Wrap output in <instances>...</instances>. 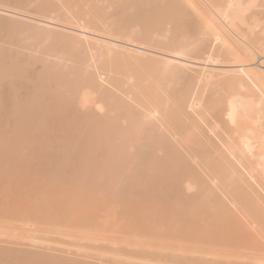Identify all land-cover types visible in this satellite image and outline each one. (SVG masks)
Listing matches in <instances>:
<instances>
[{
  "label": "bare ground",
  "instance_id": "bare-ground-1",
  "mask_svg": "<svg viewBox=\"0 0 264 264\" xmlns=\"http://www.w3.org/2000/svg\"><path fill=\"white\" fill-rule=\"evenodd\" d=\"M0 1L34 4L36 11L45 21L67 23L77 31L73 34L74 37L68 34L55 38L57 35H54L60 46L58 48L59 44H55L57 48L55 45L53 48H56V52L63 53L64 56H61L60 60L64 58L65 63L46 59L51 63L42 60L41 65L30 67L28 62L13 60L10 51L6 53L7 49L4 50L0 46V157H17V150L24 147L27 150L30 146V153L49 159L52 167L47 173L44 172V180L37 183L44 181V184L50 185L54 190L59 186L55 190L59 194L53 195V189L50 191L48 185L41 183L43 189H49V194H45L46 190L43 189L41 192L45 194L43 195L46 199L53 196L57 208L61 205L58 200L62 199L64 204L63 197H72L73 201H79L73 197L77 195L81 200L83 194L81 197L78 194L82 189L84 196L85 192L91 194L93 190L94 195L98 191L95 194L98 203V197H101V200L109 199L111 203L113 200L119 201V205L117 202V205H111L115 209L119 206V215L117 209H114L117 214V217H114V214V219H123L120 229L124 230H118L122 233L120 236L123 237L125 230L127 233V230H130L134 236L149 237H146V240L153 239V243L150 239L151 245L147 242L152 247L151 249L149 246L148 249L152 251H147L148 245L138 243L140 237L137 239L135 236L137 242L134 244L141 245L134 246L141 247L143 257H151L148 260L152 259L159 264H243L234 261L228 251V244L232 240H252L253 237L245 229L249 223L247 215L261 214L264 211V201L260 198L264 191V40L261 38L263 34L258 35L261 31L256 29V33L254 30V25L264 17V0H259L258 6L261 8L257 16L260 17L255 18L253 15L255 19L248 28L250 32L246 31L251 33V38H248L249 45L248 41L245 43L247 48L244 47V51L247 49L249 61L255 62L248 64L247 61V64L237 65L234 61L233 65L227 63L230 65L226 66L225 62L229 57L233 60L232 58L239 54V58H236L238 63L244 56H240L241 48L234 57V52L226 50L227 56L229 52L232 54L229 57L224 55L228 60L220 56L227 48L226 44L228 48L230 45L226 41V35L218 34L220 29L215 31L216 37L212 44H209L207 39L200 43L199 40L191 38L193 31H197L199 35L196 30L199 18L206 17L200 7L203 0ZM211 1L205 0L204 3L212 4ZM241 1L238 0L236 5V1L232 0L226 11L220 7L217 10L233 19L239 16L244 8ZM41 30H34L28 36L32 35L31 39L45 37V31ZM13 31L11 29L10 32ZM185 31H189L188 37ZM14 32L8 33V36L12 35L13 38V35H16L18 38L19 34ZM42 32L44 35H41ZM84 32L101 33L104 38L112 40L119 38L123 43L95 40V37L92 38ZM230 32L232 34V31ZM169 33L171 34L168 36ZM220 35L226 38L224 40L227 43ZM80 36H84L86 42ZM89 39H93L92 42ZM240 41L237 38V42ZM128 43L145 48L147 45L153 46L167 52L157 51L163 54V58H135L128 53L130 48L125 46ZM223 45L225 47H222ZM231 45L230 47L233 46ZM211 50L213 60L226 68L217 67L213 72L201 68L194 69V60L200 58V54H207ZM236 67H241V70L234 71ZM188 69H193L195 74L189 75ZM97 70L107 75V81L112 88L102 84V74H97ZM158 71L160 74H157ZM211 77H214L211 90L202 89L201 83L207 82ZM85 87L96 92L97 96L83 92ZM243 87L246 89L241 91ZM98 103L102 104L104 112L97 110L98 113L95 110ZM117 179L118 189L113 185V181ZM24 182L20 183L21 189L24 187L22 185H28ZM93 182L103 185L98 188V183L94 184L95 188L92 186ZM51 184H54V187ZM25 189H28V186ZM23 191H20V194L23 193L20 197H27L32 193V198L34 195L30 190L25 196L26 190ZM11 194L7 193L9 198ZM37 194L41 195L40 192ZM7 195L3 199H6ZM16 195L11 198L17 201ZM88 196V199H85L89 200ZM92 197L90 196V202L86 200L89 207L94 199H91ZM106 200L101 203L105 204ZM26 202L32 207L36 204L37 207V203ZM92 202L94 206L88 209L91 214L93 213L90 211H94L95 204H98L94 200ZM51 203L54 208V202ZM81 204H84V208ZM81 204L78 205L85 211L86 203ZM61 206L62 209L63 205ZM97 206L94 213L102 209ZM13 208L17 207H11L12 211L9 210L10 207L6 209L14 213L16 210ZM27 208H23L24 211L20 208V212L17 211L15 215L26 213ZM57 208V213L54 211L56 214L59 213ZM71 208H68L69 212L74 211ZM104 208L103 206L102 211H107L108 207ZM61 209L60 211H66ZM81 210L76 214L71 212V215L75 217L79 212L77 218L80 216V220L88 212L83 211L85 215H82ZM111 211L108 214L110 217ZM100 212L93 215L97 220L90 214L86 217L89 216L90 221L97 223L99 217L106 218ZM71 215L67 216L68 220L73 219ZM58 216L60 217L59 214ZM84 219L86 226H89V223L94 226L92 222H86L88 218ZM116 220L113 222H117ZM111 223L109 225L112 227L109 229H114L117 224L113 226ZM116 229L118 228L114 231ZM122 240L124 243L129 242ZM169 240L171 242H168ZM215 244L224 247L223 253L216 251L213 247ZM127 246L125 244L124 247ZM124 247L119 251L124 252L127 249L129 253L125 254H130L131 248L128 250L129 247ZM143 249H146V252ZM132 250L131 254L135 252L136 256V250ZM139 254L138 252L137 256L141 257ZM1 260H5L2 264H22L26 261L27 264L100 263L3 245H0V262Z\"/></svg>",
  "mask_w": 264,
  "mask_h": 264
},
{
  "label": "rangeland",
  "instance_id": "rangeland-1",
  "mask_svg": "<svg viewBox=\"0 0 264 264\" xmlns=\"http://www.w3.org/2000/svg\"><path fill=\"white\" fill-rule=\"evenodd\" d=\"M203 1L205 2V0H203ZM203 1L201 0V2H203ZM233 1H236L235 4L236 3L238 4L240 2V1L238 2V0H233ZM204 2L200 4V7L205 12L206 17L205 18L204 17L199 18V24H198V26H196L197 27L196 30H198L199 35H197V31H193L191 38L195 41L199 40L200 43L204 42V40L207 39L209 44H212L215 40V37H216L215 31L218 32V30L220 29L219 30L220 32L218 34H222L223 36L226 35L225 37L227 38V40H226L225 37L220 35L223 38L222 40L228 41L229 42L228 44L233 45V46L231 45L232 47L235 46L234 49L232 47H230V45L228 48V46L226 44L227 48L225 50L222 49V51L224 50L223 52L225 54L222 51H220L223 53V55H220V56L221 57L223 56L222 58H225L228 60L227 57L232 55V54H230L231 52L235 53V51H236V53L235 54L233 53V55H232L234 57V55L239 53L241 51V49H242V52H240V56L241 57L244 56L243 57L244 59L240 58L238 63H237L238 59H236V58H239L238 57L239 54H237L238 55L237 57L235 56L236 58H232L233 60H231L229 57L228 61H231L232 63L227 61V62H225L226 63L225 66L230 65V64L233 65L235 63L234 61H236L235 64H237V65L251 63L252 60L249 61L250 57H249V53L247 52L248 50L246 49L247 51L246 50H245L246 52L244 51V47H245L244 45L247 41H248V45L250 44L249 39L251 38L250 37L251 33H247V32H250V30H248L249 26L251 25L250 23L252 22V20L254 21L255 18L260 17V16H257V15H259V12H260L259 8H261L258 6V5H260L259 0H242L241 2L244 4V8L239 13V16H236L234 18L232 17L233 19H231V17H229V18L226 17L225 16V15H227L226 13L223 14V12L221 13L220 11H218L219 7L221 8V10L226 11L229 8L232 0H212L211 1L212 4H208V3H204ZM217 8H218V10H217ZM255 12H257V13H255ZM253 15L256 17L254 18ZM230 20L232 21V23ZM214 25L217 27H215ZM254 26H256L254 30L257 29L258 32L261 31L258 33L256 30V33H258V35L263 34L261 36L262 41H263L264 40V38H263L264 37V31L262 32V30H264V17L262 16V19ZM11 29H12V31L13 30L16 31V34L17 33L19 34V35H17V36H19L18 38H16V35L15 36L13 35V38H12V35H10L11 37L8 36L9 35L8 33H11V34L15 33L14 31L10 32ZM40 29H42L41 31H45V37L46 36H51V37L45 38L44 36H42V38H43L42 39L39 36V39L36 37V39H37L36 40V39H34L35 37L31 39V37H33L32 35L30 37L28 36V35L32 34L34 32V30L40 31ZM7 30H9V31H7ZM234 30L237 32L236 34H235ZM1 31H2V33H1ZM75 31L76 30H74L73 26L71 27L67 23H63V22L61 23V22L50 21V20L45 21L44 17L36 11L34 4H20V3H13V2L9 3V2H1L0 1V46L3 47L4 50L7 49L6 53L10 51L13 60L28 62V65L30 67H33V65L39 66L42 63V60L44 62V61H46V59H48L50 61L54 60L53 62L59 61L60 57L61 56L63 57L64 55H62L63 53L62 54L59 53V51L58 52L55 51L57 48V46L55 44H59L58 43L59 41H56L57 39H54V35H57L55 38H57L58 36H61V35L67 36L68 34H70L69 36L71 37V36H73V34H75ZM230 31H232V34ZM244 32L248 35H245ZM46 33H47V35H46ZM48 33L49 34L52 33V34L48 35ZM76 33H77V31H76ZM84 33H86V34L88 33L87 35L91 36L92 38L95 37L94 38L95 40H99V41L103 40V39L107 40V41L110 40V41H112L113 44H115V42H116V44H122L123 43V41H120L119 38L114 39V40L109 39V38H104V34H101V33H92V34L89 32H84ZM170 34L171 33H169L168 36ZM227 34L231 35L232 38L229 35H228L229 36L228 37ZM41 35H44V33L42 32ZM185 35L188 37L190 35L189 31H185ZM242 36H244L245 38ZM8 37H10V38H8ZM80 37L84 42H86L84 36H80ZM221 37H220V39H221ZM228 38H229V40H228ZM237 38L239 39V41L242 39L240 41L241 43L237 42ZM89 40H91V39H89ZM92 40L90 42H92ZM230 40L232 41V43ZM55 41H56V43H55ZM233 41H236V42H233ZM93 42H95V41H93ZM221 43H223V42H221ZM235 44H237V45H235ZM54 45L56 46L55 50L53 48ZM224 45L222 47H225ZM238 45H239V47H237ZM59 46H60V44L58 45V48H59ZM125 46L130 48L128 50V53L130 55H133L135 58H140V59L147 58V56H155L158 58H163V54H161L160 52H157V51H166L165 49H157L153 46H148V45L146 46L147 48H145V47H141V46L134 44V43H128V44H125ZM253 47H254V45H253ZM245 48H247V47H245ZM228 49H230L231 52H229V55L227 56L228 52H225V51ZM231 49H233V50H231ZM57 50H59V49H57ZM254 50L257 51V49H255V47H254ZM220 52H219V54H221ZM244 52L247 55L246 54L243 55ZM241 53H242V55H241ZM257 53H256V55H257ZM224 55L227 57H224ZM246 56H247V58H246ZM198 57H200V58L194 60L195 61L193 63L194 69L195 68H201L203 70H207L208 72H213V70H216L217 67H225V66L219 65V63H217L213 60L214 55H213L212 50L209 51V53H207V54H202V55L200 54ZM63 59L64 58H62L60 61H63L65 63V60H63ZM46 62H48V61H46ZM66 62L71 63L70 61H66ZM252 62H255V61H252ZM48 63H51V62H48ZM227 63H230V64H227ZM223 64L224 63H222V65ZM91 68H93V67H91ZM240 68L241 67H236V68H234V71H239V70H241ZM188 70H189L188 71L189 75L195 74V71L193 69H188ZM97 71H96L97 74H102L100 76V81H102V84H105L106 87L108 86L107 88H112L111 87L112 85H110L107 81V75L102 73L101 71H98L99 73ZM157 74H160V72L158 71ZM105 82H107V84ZM213 82H214V77H211L210 80H208L207 82L201 83L202 89H205L206 91H210L211 88L213 87ZM245 89L246 88L243 87V88H241V91L242 90L244 91ZM82 91L85 93H90V94H92V96H97V93L93 92L89 88L85 87ZM89 103L90 102H88V104ZM90 104H92V103H90ZM101 106H102V104L98 103L95 107V110L96 111L98 110L99 112H104V109L102 110ZM0 108H1V105H0ZM25 148L26 147H24V149L21 148V149L17 150L18 151L16 153L17 157H14L11 159L0 157V183H1L0 187L2 188V189H0V198H2L0 200V204H1L0 207L2 206V208H3V210H0V245L8 246V247H15V248H19V249H23V250H29V251L44 252V253H48V254L50 253L53 256L71 258V259H76V260L88 259L91 262L95 261V263L98 261V262H100L99 264H101V263L103 264V262H104V264L105 263L106 264H109V263L110 264H112V263H114V264H146L147 263V264H149L151 261L154 264L157 263L156 261L154 262L152 259L148 260L151 257L148 258L147 257L148 255H146V254H145L146 256L143 257V255H142L143 252L140 249L141 247L139 248L141 243L143 246H146L149 243L151 245L153 243V241H152L153 239L150 238L152 241V243H151L150 239H147L149 241H147L145 239L147 236L146 237L139 236L140 239L143 237L141 239L142 240L141 241L140 239H138L139 237L137 235H135V236H137L136 237L138 239L137 240L135 238L134 234L130 230H127V231H129V233L131 232L132 235L127 233L125 230L124 231L125 233L123 232V237L120 236V235H122V233L120 232L121 233L120 234L119 231L124 230V229H120V226L122 227L121 223H123V219L118 218V219H120V221H117L116 220L117 218L114 219V217H117V214L119 215V212H118L119 206H117V208H116L117 210H116L115 207L113 208V205H111V204H114V206H115V205H117L116 202L118 203L119 201L115 202V200H113L114 202L111 203L112 201H110L109 199L106 200V199L102 198L103 200H101V197H98V198H100V199H98V201H100L99 202L100 204H103L101 202L102 201L105 202V200H106V203L101 206V205H98L99 203L95 200L97 198V196L95 194L98 191L95 192L94 195L96 197L94 198V195L92 194L93 190H91L92 191L91 194L87 193V194H89V196L84 191L85 192V196H84L83 189H82V192L80 194H78V195H80V197L83 194V196L81 197V200H80V198L77 197V195L76 196L72 195L73 197L78 199L80 201V203H79V201H76V200L73 201L74 198L71 197L72 198L71 199L66 194H65V196L69 197L72 201L69 198L66 199L65 197H63V199H65V202L63 201L64 204H62V199L60 201L58 200V203L61 202L60 204L63 205L62 209L60 208V207H62L61 205L58 208H57V206H55V204L57 202L54 201L53 196L50 197L49 199H46V197L44 195L49 194V189H51L50 191H52V189H53V191L55 192V193L53 192L54 193L53 195L59 194V192L56 193L57 191H55L59 186L56 187V185H55L56 189L54 190V188H50V185L47 184L49 189L46 187H45V189H43L44 186H47L46 184H44V181H41V183L43 182L42 184L44 186H42V184L40 183L42 187L39 186L40 185L39 183H37L39 180H44V179H42V177L45 176V174L47 173V170H50L52 165L49 162V159L37 157L36 155L30 153L31 152L30 146L27 147V150ZM28 148L30 150H28ZM247 155L251 156L250 153H247ZM44 172H46V173H44ZM19 180H21V182ZM27 180H29V181L24 182ZM117 180H118V182H116ZM117 180L113 181L114 184L110 181L114 186L116 185V189H118V187H119L118 186L119 185V179H117ZM18 182H20V183L24 182V183L28 184L27 185L28 189H30L32 192H34V195H33L34 199H32L33 196H32V198L30 196V195H32V193L30 195L28 194L27 197H20L19 196V195L23 194V193L20 194V191H23V189H24L23 192H25V190H26L25 196L27 195V193H30V190H29V192H27L28 189H25V188H27V186L24 183H23L24 185H22V184L21 185L24 186L25 188L23 187L21 189L20 183H18ZM30 183L32 184V186ZM45 183H47V182H45ZM263 183H264V181H263ZM8 184L10 185V187ZM94 184H97L96 186H98V188H99V186H100L99 182H95V183L93 182L92 186ZM13 185L15 186V188ZM18 185L20 188L18 187ZM29 185L31 187H29ZM36 185H37V187H35ZM102 185L103 184H101V186ZM113 185H111L112 188L114 187ZM12 186L14 188V191H13ZM51 186L54 187V184H51ZM96 186H95V188H96ZM17 188H19V190ZM38 188H39V190L41 188V190L37 191ZM60 188H61V185H60ZM60 188H59V190H60ZM65 188H66V186H65ZM7 189H8V191H6ZM33 189H35V191ZM42 189L44 191L46 190V192H48V193H46V192H45V194L42 193L41 192ZM15 190H16V192H15ZM3 191H4V195H3ZM18 191H19V193H17ZM6 192L9 194L12 193L11 197H13V196L15 197V195L17 193L18 194V196L16 195L17 201L14 200L15 198H11V197L9 198L10 195H7ZM36 192L37 193L40 192L41 195L39 196V194H37ZM13 193H15V195ZM50 193L52 194V192H50ZM261 194L262 195H260V198L264 201V191ZM5 195H7L8 198L6 196V199H3ZM29 196H30V198H29ZM87 196L89 197V200H87L88 199ZM90 196H93L91 199L94 198L93 200L96 203H98L97 204L98 206L95 204V208H96V206L97 207L101 206L103 209V206H104L105 207L104 209H106L108 207L107 211H104V210L102 211V209H101L100 210L101 212L98 210L97 213H94V211H95V208H94V211H90L93 214L89 213L88 209H91V206L92 207L94 206V202H92L93 200L90 203L91 206L90 207L88 206L89 202H90ZM38 197H44V198H38ZM20 198H24V199H20ZM25 198H27V199L25 200ZM85 198H87V199H85ZM7 199H9V200H7ZM10 199H13V200H10ZM43 199H44V202H43ZM51 199H53V201H49ZM82 199H85V200L82 201ZM19 200H23V202L19 201ZM45 200H46V202H45ZM68 200H70V201H68ZM86 200L89 202L87 203ZM26 201L31 202V204L37 203V207H36V204H34L33 207L30 206V204ZM33 201H35V202H33ZM108 201L110 203H108ZM51 202H54V208L52 206L53 203H51ZM82 202L86 203L87 208H85V211L83 210L84 204H81ZM38 203H39V205H38ZM10 204H12V206ZM21 204H23V205H21ZM67 204L69 205V207ZM78 204L79 205L81 204L80 206L83 207L82 210ZM3 205H5L6 208L10 207L9 210H11V211H12L11 207L15 206L17 208L16 209L13 208L16 211L14 213H11V211L9 212L8 209H6V208L4 209ZM19 205H20V208H22V210H23V208H27V206H30V208L28 207L29 209L27 208L28 211H27V209L25 210V212L27 214L26 213L22 214V212H21V214L18 213V215H15L17 213V211L20 212V210H19L20 208L18 209ZM24 205H26V206H24ZM64 205H66L68 208H71L72 206H74V207L78 206L77 211H79V209H80L82 211V213H81L82 215L84 213H86L88 210V212L86 213L87 215L90 214L93 216L94 214H98V212H100V214L101 213L104 214L106 218H104V216H103L104 219H102L101 217H99L100 218L99 219L96 216V218H98L101 221V222H98L99 220L97 221L98 225L96 222L90 221V217L89 216L86 217L87 215H85V214H84L85 217H82V215H81V217L83 219L80 218V220H79L80 216L78 218H77V216H78V213L80 211L77 213V216L74 217L72 215L76 214V212H77V211L75 212L76 207L75 208L72 207L73 210L74 209L75 210L73 212L72 211L69 212L68 210H70V209H68ZM70 205H72V206L70 207ZM105 205H107V206H105ZM108 205L110 206V208ZM118 205H119V203H118ZM49 206L50 207L52 206V207L50 208ZM2 208H0V209H2ZM56 208L59 212L58 214L60 215V217L58 216V214H56L57 213L55 211ZM59 208L61 210L66 209V211L64 210V212L66 213L68 211L70 214H68V212H67L66 216L63 217L65 215V213L63 211H60ZM108 209L110 211L112 210L111 211L112 217H110V215H108L110 212ZM114 209L118 212L117 214H115L116 211ZM29 210H31V211L29 212ZM51 210H53V212L55 211L56 213L55 212L53 213ZM83 211H84V213H83ZM113 211H114V213H113ZM48 212H50V213H48ZM60 212H62V213H60ZM8 213H9V215H8ZM51 213H53L54 215L56 214V215L55 216L53 214L51 215ZM114 214H115V216H114ZM69 215H71V217H73V219L71 218L68 220L69 217H67V216H69ZM100 216H102V215H100ZM247 216H248L247 220L249 223H247L245 229L253 237L252 240L247 241V242H239L237 240H232L231 243L228 244V251L230 252L234 261H236V263L264 264V211L261 214L249 213V215H247ZM94 217L95 216H93V218ZM74 218H77V219H74ZM84 218H86V219L88 218V220H86V222L90 221L94 224V226H90V223H89V226L88 225L86 226ZM94 219H93V221L97 220V219H95V220ZM70 220H72V221H70ZM115 220L117 222H113ZM121 220H122V222H121ZM110 222H112L111 224H113V226L115 225V223L117 224V225H115V228L117 227L118 229H116L115 231H118L120 229L117 233L114 231L115 228L109 229L110 227H112L109 225ZM92 223H91V225H92ZM118 223H119V225H118ZM108 225H109V227H108ZM106 229H107V231H106ZM124 234L125 235L129 234V235L128 236L126 235V237H125ZM130 236L131 237L133 236L132 240H131ZM114 237L117 241L114 239ZM147 238H149V237H147ZM122 239L128 240L129 242L125 241V243H124ZM136 240L138 241V243L141 242L140 245L138 243L134 244V242ZM119 241L121 244H124V245L122 246L119 243ZM130 241H133V242L131 243ZM144 241H146V242H144ZM143 242L146 244H144ZM147 242H149V243H147ZM168 242H171V241L169 240ZM129 243H131V244H129ZM125 244H126V246L128 244V246L124 247ZM136 244L139 245L137 248L140 249V251L136 250L137 249ZM119 245L121 247H124L125 249L128 248L129 245L130 246L132 245L133 247L132 246L129 247L128 250H130V248H131V250H132V248H134V249L136 248L135 249L136 253L138 254V252H139L140 253L139 255H142L141 256L142 258L138 257L137 254L135 256L134 255L135 252L132 253L133 254L132 255L131 250H130V254H125V252L129 253V251H127V249L124 252H123V250L120 252L119 250L121 247ZM134 245H136V246H134ZM150 245H148L146 247L147 251L149 250L148 248ZM213 247L219 253H223V251H224V247L220 246L219 244H215V245H213ZM150 248L152 249L151 246H150ZM151 249L149 251H152ZM135 250H132V251H135ZM145 250H144V252H146ZM141 252H142V254H141ZM145 258H147V260ZM2 261L3 260H1V262H0L1 264L4 262V261L3 262ZM30 261H32V260H30ZM8 262H10V259ZM12 262H14V261H12ZM26 262L28 263V261H26ZM26 262H24V263H26ZM24 263H22V264H24ZM15 264H16V262H15ZM157 264H159V263H157Z\"/></svg>",
  "mask_w": 264,
  "mask_h": 264
}]
</instances>
